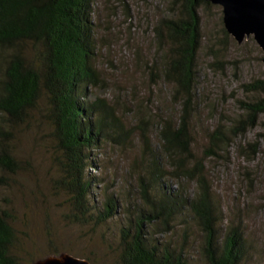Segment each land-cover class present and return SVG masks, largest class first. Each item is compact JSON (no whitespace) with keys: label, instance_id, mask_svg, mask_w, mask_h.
I'll use <instances>...</instances> for the list:
<instances>
[{"label":"trees","instance_id":"trees-1","mask_svg":"<svg viewBox=\"0 0 264 264\" xmlns=\"http://www.w3.org/2000/svg\"><path fill=\"white\" fill-rule=\"evenodd\" d=\"M95 3L0 0V187L22 171L13 149L18 130L44 121L51 127L60 171L55 185L68 199L69 221L101 227L118 218L123 200L128 219L120 227L118 264H194L189 247L195 234L203 264H249L253 258L245 230L240 224L223 229V205L206 161L261 127L258 141L238 149L249 160L259 154V140L264 141V80L242 85L243 114L229 127L220 122L213 131L207 130L205 155L198 157L193 146L202 97V10L216 5L168 0L166 12L153 27L157 61L150 69L170 86L172 102L179 107L177 117L161 119L157 147L151 145L142 123V146L132 164L135 184L118 192L119 197L107 191L102 203H94L99 179L89 173L96 166L90 151L100 148L104 137L114 140L115 131L123 132L117 110L103 98H90V88L106 84L96 65ZM222 33L221 39L209 42V67L215 71H224L234 39L225 26ZM170 180L182 184L179 191L165 187ZM189 184L195 185L193 194L186 188ZM13 218L0 210V264H20Z\"/></svg>","mask_w":264,"mask_h":264},{"label":"rangeland","instance_id":"rangeland-1","mask_svg":"<svg viewBox=\"0 0 264 264\" xmlns=\"http://www.w3.org/2000/svg\"><path fill=\"white\" fill-rule=\"evenodd\" d=\"M167 1L96 0L93 16L96 65L102 83L106 84L102 88H90V98H103L117 110L123 132L115 131L114 140L104 137L100 148L90 151L96 166L89 168V173L99 179L94 187V203H102L107 191L119 197L118 192L135 184L132 164L142 146L139 137L142 123L151 145L157 147L161 119L177 117L179 107L172 102L170 86L164 84L157 72L153 76L150 69L157 61L153 27L166 12ZM202 18V97L195 119L193 146L198 157L205 155L207 130L213 131L220 122L229 127L243 114L239 103L246 98L242 85L253 79L264 80V53L253 37L242 44L233 39L226 53L224 71L211 69L209 42L223 37V9L214 6L202 10ZM38 123L18 130L13 149L22 171L7 186L0 187V210L14 217L18 231L15 251L20 264H37L64 255L90 259L95 264H118L120 227L128 219L123 200L119 201L118 218L101 227L69 221L68 199L55 185L60 171L54 161L51 127L44 121ZM261 132V127L248 131L227 152L206 161L214 192L223 205V229L240 224L245 230L253 258L249 264H264V141L259 140L260 152L253 160L238 149L241 144L258 141L257 134ZM120 133L125 136L117 137ZM127 135L132 136L126 138ZM167 184L165 187L175 192L182 186L174 180ZM186 188L193 194L195 185ZM160 236L166 239L165 235ZM198 248L195 234L189 254L194 264H203Z\"/></svg>","mask_w":264,"mask_h":264},{"label":"water","instance_id":"water-1","mask_svg":"<svg viewBox=\"0 0 264 264\" xmlns=\"http://www.w3.org/2000/svg\"><path fill=\"white\" fill-rule=\"evenodd\" d=\"M223 9L227 32L239 43L253 37L264 53V0H205ZM264 60V59H263ZM37 264H91L70 255L51 257Z\"/></svg>","mask_w":264,"mask_h":264}]
</instances>
